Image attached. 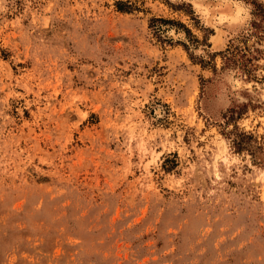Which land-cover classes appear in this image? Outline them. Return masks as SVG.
I'll return each mask as SVG.
<instances>
[{
	"label": "rangeland",
	"instance_id": "1",
	"mask_svg": "<svg viewBox=\"0 0 264 264\" xmlns=\"http://www.w3.org/2000/svg\"><path fill=\"white\" fill-rule=\"evenodd\" d=\"M0 264H264V0H0Z\"/></svg>",
	"mask_w": 264,
	"mask_h": 264
},
{
	"label": "trees",
	"instance_id": "2",
	"mask_svg": "<svg viewBox=\"0 0 264 264\" xmlns=\"http://www.w3.org/2000/svg\"><path fill=\"white\" fill-rule=\"evenodd\" d=\"M117 6H118V9L121 10V11H127V9L130 8V6L128 4H126L125 2L123 1H117ZM238 147H240V143L238 142Z\"/></svg>",
	"mask_w": 264,
	"mask_h": 264
}]
</instances>
